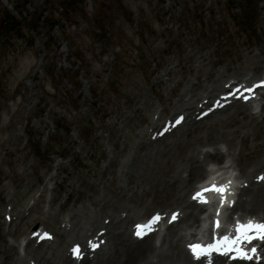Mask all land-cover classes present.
<instances>
[{
	"label": "rangeland",
	"instance_id": "374dc122",
	"mask_svg": "<svg viewBox=\"0 0 264 264\" xmlns=\"http://www.w3.org/2000/svg\"><path fill=\"white\" fill-rule=\"evenodd\" d=\"M263 70L264 0H0V264H52L102 207H173L185 152L242 120L218 124L229 107L148 144L150 126L213 81ZM255 115L235 140L244 167L264 150V104ZM35 225L52 243L28 240Z\"/></svg>",
	"mask_w": 264,
	"mask_h": 264
},
{
	"label": "bare ground",
	"instance_id": "6f19581e",
	"mask_svg": "<svg viewBox=\"0 0 264 264\" xmlns=\"http://www.w3.org/2000/svg\"><path fill=\"white\" fill-rule=\"evenodd\" d=\"M261 73L255 74L244 73L240 76L239 81L249 82L254 79L255 76H260ZM249 76L245 79V76ZM236 83V82H235ZM221 85L219 81H213L209 89L205 92L204 97H212L216 91L221 90ZM246 106V104H243ZM240 107L236 105L235 109L228 111L225 117H221L218 120V124L226 122L231 118H236L240 116L241 122L240 128L243 129V133H227L222 134L218 138L212 140L205 139L201 142V139L198 137L196 143L192 146L189 151L185 152V155L180 159V163L175 168L174 179L172 180L176 186L174 187L173 192L170 194V199L173 205V209H180L183 214L180 220V223H177L172 226V228L166 231L162 235L161 239L158 242L149 240L145 238L143 240H136L128 234L127 227L131 220L138 219L143 216L147 211L150 210V206L144 202H139V204H132L131 206L121 207L115 210H110L107 212V208H100L98 213H92L87 217H83L82 220L76 222L75 229L68 232L64 238H62L63 244L61 248L55 254L56 260L52 261V264H202L198 261H192L184 247L181 245V242L186 239L187 234H194V230H189L190 226L198 223V211L203 210V206H197L193 202L189 201L186 198V189L190 187L189 179H182V171L186 169L189 173L194 170L199 175L205 171V160L219 159L223 157L224 154L227 157H230L231 162L228 163L226 160L225 165L222 167L212 169L214 171L231 170L230 167L234 166L235 168L238 165V177H244V181H248L249 184L247 187L243 185L239 188V194L235 206L232 210H240L243 212H256L260 211L264 214V184L256 183L252 180V173L256 170L259 171L264 169V150H257V159H254L250 163V167L243 166L242 157L240 151L235 150L237 138L241 142L247 143L248 138L250 137L249 133L246 132L247 126L255 120L257 117L255 112L249 110L247 107ZM190 105H185L184 103L174 106L175 109H188ZM226 109V108H225ZM182 110H180L181 112ZM187 116H190V112L187 113ZM195 118L191 117L188 120V123L191 121L194 122ZM193 120V121H192ZM204 131L207 134L212 132L215 129L214 125H203ZM195 129V128H193ZM192 129V130H193ZM223 130V129H222ZM221 130V131H222ZM208 131V133H207ZM207 138V137H206ZM156 142L163 141V139H157ZM221 141L225 144L226 148L224 150L219 149L214 144ZM193 143V144H194ZM210 147L207 148V147ZM204 147V148H203ZM235 154V155H234ZM249 164V163H248ZM224 169V170H223ZM171 181V183H172ZM226 186H229L230 183L227 182V179L224 181ZM114 201L113 199H111ZM111 201V205L114 203ZM110 209V208H108ZM105 214L104 218H108L107 222L100 220V213ZM229 217V214H227ZM198 224H196L197 226ZM96 226L104 229V237L106 239L105 248L100 253H95L92 258H87L78 263H75L69 256L67 257L64 250V242L66 239H71L73 241L82 242L87 238L88 235H92L96 230ZM85 238V239H84ZM133 242H132V241ZM61 241V239H60ZM84 242V241H83ZM85 243V242H84ZM264 254V253H263ZM220 262H223L221 259ZM25 264V263H22ZM228 264H253L252 262H231ZM260 264H264L260 263Z\"/></svg>",
	"mask_w": 264,
	"mask_h": 264
},
{
	"label": "snow or ice",
	"instance_id": "6c2138e0",
	"mask_svg": "<svg viewBox=\"0 0 264 264\" xmlns=\"http://www.w3.org/2000/svg\"><path fill=\"white\" fill-rule=\"evenodd\" d=\"M250 91V89H249ZM179 123V121H177ZM258 179L264 180V177H259ZM227 191L226 186H217L213 184L209 188H204L200 192H197L193 199L199 200L201 203H207V199L205 197L206 192H217L223 196L224 192ZM178 213H174L171 217L172 221L177 220L178 218ZM161 220V217L159 215L154 216L152 220L145 225H137V231L136 235L138 237H142L143 235H146L148 231L152 230V226L156 223H158ZM217 227H219V222L216 224ZM237 232H240L241 235H243L244 239L251 243L253 239H260L264 240V223H259V224H253L252 222H249L248 224L239 226L236 229ZM255 231L258 233L257 237H250L247 235L248 232ZM238 242L237 240H232L230 237L225 236L221 240H217L212 244H209L207 246L201 245V244H193L190 245V250L192 251L193 255L196 257H201L204 254H206L209 251H219L220 248H227V250L230 252L232 251V247ZM236 251L239 253V255L236 257L237 259H247L251 260L253 257L248 255L247 251L243 249H236ZM258 250L256 248H252L251 252L255 254ZM74 252L78 254L79 249H74Z\"/></svg>",
	"mask_w": 264,
	"mask_h": 264
},
{
	"label": "trees",
	"instance_id": "16d2710c",
	"mask_svg": "<svg viewBox=\"0 0 264 264\" xmlns=\"http://www.w3.org/2000/svg\"><path fill=\"white\" fill-rule=\"evenodd\" d=\"M8 20H10L9 23H13V22H15V17L10 16V17L8 18Z\"/></svg>",
	"mask_w": 264,
	"mask_h": 264
}]
</instances>
